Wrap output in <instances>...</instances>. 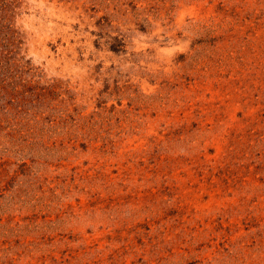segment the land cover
<instances>
[{
  "label": "rangeland",
  "instance_id": "rangeland-1",
  "mask_svg": "<svg viewBox=\"0 0 264 264\" xmlns=\"http://www.w3.org/2000/svg\"><path fill=\"white\" fill-rule=\"evenodd\" d=\"M0 264H264V0H0Z\"/></svg>",
  "mask_w": 264,
  "mask_h": 264
}]
</instances>
